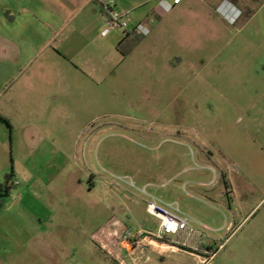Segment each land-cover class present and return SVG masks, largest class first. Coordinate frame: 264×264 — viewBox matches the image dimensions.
<instances>
[{"label":"rangeland","instance_id":"obj_1","mask_svg":"<svg viewBox=\"0 0 264 264\" xmlns=\"http://www.w3.org/2000/svg\"><path fill=\"white\" fill-rule=\"evenodd\" d=\"M231 1L232 22L200 2L132 57L97 39L70 77L34 65L0 83V264L118 263L92 235L113 250L157 232L144 188L222 245L213 264H264V0Z\"/></svg>","mask_w":264,"mask_h":264},{"label":"crops","instance_id":"obj_2","mask_svg":"<svg viewBox=\"0 0 264 264\" xmlns=\"http://www.w3.org/2000/svg\"><path fill=\"white\" fill-rule=\"evenodd\" d=\"M103 1L105 0H0V77L3 78L0 83H7L20 68L34 65L39 72L47 73L52 66L57 68L60 75L70 77L75 73V69H71L72 64L83 51H79V46L94 45L96 41L99 42L97 39L100 42L106 39V43L115 40L123 47L128 44L127 51L118 58L132 57V48L141 43V39L152 44L153 40L164 34L166 26H184L185 14L194 6L200 7L202 4L203 9L209 8L223 18L226 17L229 22L241 13L231 0H182L169 12L159 8L160 0H115L117 9L125 14V19L131 26L128 30H112L104 36L102 32L107 16ZM169 15L170 20L165 23L163 19ZM137 23L150 26L151 34L146 37L135 34L132 26ZM103 56L91 53L84 54L83 58L90 61ZM109 58V54L105 55L106 60ZM166 63L172 70L179 69L185 65V56L179 53L172 55ZM52 89L54 92L55 87ZM114 220H109L107 226ZM117 220L133 227L126 219ZM134 229L147 234L154 233L144 225ZM99 233H94L91 241L108 257L116 251L126 261L131 262L135 258L137 264H200L198 254L171 242L145 238L131 246L126 245V242L118 243L112 250L95 239ZM201 238L194 234L188 236V232L170 236V240L187 239L191 245L215 249L214 243L205 244Z\"/></svg>","mask_w":264,"mask_h":264},{"label":"built area","instance_id":"obj_3","mask_svg":"<svg viewBox=\"0 0 264 264\" xmlns=\"http://www.w3.org/2000/svg\"><path fill=\"white\" fill-rule=\"evenodd\" d=\"M181 2L182 0H160L158 6L162 11L169 12ZM103 6L107 16L106 26L102 32L104 36L108 35L115 29L128 30L131 25L125 19V14L117 9L115 0H105L103 1ZM132 30L135 34L142 37H146L151 34V28L145 23H137L133 25ZM141 191L147 196L146 211L148 214L158 219L159 228L157 232L148 233L146 235L140 230L137 232L128 230L123 234V242H126L128 246H131L134 242H140L145 238H153L164 242L167 241L198 254L200 256V264H213V260L222 245L217 249H211L191 245L188 243L187 239L185 241L181 239L170 240V236H176L183 232H188V236L194 234L195 231L191 227V221L193 219L185 213H182L178 202H168L162 200L152 194H149L146 188ZM204 227L208 228L205 225ZM113 255L121 264H137V260L135 258H132V261L129 262L126 261V258H123L118 254Z\"/></svg>","mask_w":264,"mask_h":264},{"label":"trees","instance_id":"obj_4","mask_svg":"<svg viewBox=\"0 0 264 264\" xmlns=\"http://www.w3.org/2000/svg\"><path fill=\"white\" fill-rule=\"evenodd\" d=\"M14 177H15V175H14V172L13 173H9V174H7V181H11V180H13L14 179ZM16 183H12L11 185L13 186V185H15Z\"/></svg>","mask_w":264,"mask_h":264}]
</instances>
